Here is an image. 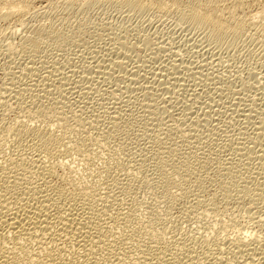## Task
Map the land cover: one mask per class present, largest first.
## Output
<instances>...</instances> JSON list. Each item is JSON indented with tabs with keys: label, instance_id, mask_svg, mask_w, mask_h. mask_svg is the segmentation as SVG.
<instances>
[{
	"label": "rangeland",
	"instance_id": "1",
	"mask_svg": "<svg viewBox=\"0 0 264 264\" xmlns=\"http://www.w3.org/2000/svg\"><path fill=\"white\" fill-rule=\"evenodd\" d=\"M43 1L44 0H41V2L37 1L34 4L35 6H32L33 8L31 7L32 11L30 10L28 13L29 15L24 16V18L26 17L23 24L24 26L22 29L20 28V33H16L17 36H15L14 33V36L12 35V29L15 20L11 19L12 21H10L9 19L8 21V19L6 20L0 18V97L2 99H0V101H4L3 99L6 100L8 98L9 93H7L6 88L11 84V87L14 84H17L13 86L14 88L20 87L18 90L16 88H12L14 91L17 90L19 92L17 93V96L19 94L21 95L18 96V98H23L22 100L21 98L18 99L17 96L13 97L14 99H17L15 100L19 104L16 103L13 98H11L12 100L8 102V106L6 103L7 107L2 105L4 109L1 107L0 103V130L3 127V130L6 131L4 126H11L13 123L23 118L22 120L25 119V121L31 126L47 127L51 132L56 134L58 133L57 135L60 134L65 145L67 147H72L70 149L67 148L68 151L66 150L65 155L61 151L63 156H65L64 158L66 160V164L70 168H73L68 169L67 166L63 168L65 170L66 168L70 170L69 172L68 170H66L67 172L65 170L62 171L63 173L65 171L64 174L67 177H65L66 179L70 178L71 176L73 178L76 176L75 179L78 180L80 178L78 180L80 182L87 180L86 183H95L99 186L106 179V174L105 171L103 172V169L105 170L106 167L111 166V170L117 175V177H121L120 180L122 179L123 184L128 181L132 186L131 189H128L130 191L124 188H122L121 191L120 188H117L122 192L120 195L124 193V196L126 197L124 198L128 202L127 205L125 201V203L121 204L123 208L122 211H124L127 206L125 212L127 210L131 211L132 215H134L135 218L137 217L139 222L141 221L140 223L143 224L145 222L147 226L149 225L147 227L145 224H143L144 229H147V231L150 228L151 230L154 228V233H158V231L164 227V235L169 240L174 236H176V238L184 237L186 234H188V236H201V239L205 237L204 240L206 241H204V249L202 250L206 252L209 251L211 259H215V256L217 255H221L224 258L229 257L230 255L231 257L229 258H232V254H229L228 251L233 252L235 250L234 246L230 244L236 237L246 235L245 237L253 238V236H256L257 238H260L262 241H264V156H262V159L257 161L258 156L261 158L260 155L262 153L264 154V128L263 125H261L264 123V36L261 35L262 33H258L256 31L254 32V29L250 28L251 25H247V21H245L248 28L245 26L242 31L243 36L236 39V42L233 43L226 40L222 43H218L216 41L210 40L209 38L207 40V37L205 34L203 35L204 32H202V30L191 27L189 24L184 23V21L180 18L174 15L172 16L171 14H168L167 16L157 13L141 14L135 10L130 8L127 9V7L113 2H94L87 4L86 7L84 5H81L83 7H80V5L69 6L63 2L61 4L60 2L62 0H46L44 3ZM250 9L252 8H248L243 11L247 12ZM243 11H241L240 16L239 14L237 16H239L240 19H245V16L248 18V15L250 16V14H248L250 11H248V13L245 12V16L241 15L244 13ZM257 21H259V19H257ZM39 25H47V27H51L60 33L67 34L68 39H65V41L58 46V44L56 45L52 41L51 43L48 38H43L44 40L42 39V45L37 52L38 56H36L34 59L28 58L32 59L33 62H35L40 68L42 67L41 69L47 68L49 63L53 64L54 62H57L58 65H60L59 68L62 66L67 74H71V76L69 75L71 80L70 82L79 81V73H81L80 76H85L83 74L85 73L87 75L91 67V70H94L93 68H95V62H97L98 59L101 61V63L102 60L106 62V59L109 58V56L106 55L107 49L110 47V44L112 45V43H114L116 45L118 42V40L116 43L115 41L111 40V34H109V32L112 28L113 30L118 28H123L122 30L125 29L127 31L126 36L129 35L127 38L130 42L136 45L137 49L135 51L132 48H128V60L130 59V61L127 59L125 60L127 63H125L124 70L126 71L115 72L113 69L114 71L111 70V72L113 71L115 73L109 72V74L104 73V75H97L99 71L95 72L97 70L95 68V71H92L95 73H90V75L93 77L89 78L91 79L89 83L85 84V81H83L84 83L77 82L79 84L72 82L74 84L73 86H76L77 84L80 87L83 84V87H87L89 85L93 87V89L85 88V91H93H90V93L86 92V97H81L82 94L78 97V87H75L77 89L74 88V90L77 92H68L65 88H59V86L56 88L52 85L49 86L47 83H43L45 81L38 80L36 77L39 76L37 75H34L35 77L30 75L32 78H34L31 79L28 74H24L25 76H22L23 74L18 72V69L20 70V62L24 63V61L26 62L28 59L27 55H24V53L19 49L18 42L20 39L18 38L19 36L23 37L24 35H26V37H31L30 35L34 37L33 30L39 27ZM107 31L109 32L107 33ZM75 34H78L79 36L77 35V37ZM108 35L110 36L108 37ZM144 39H149L151 43L149 45L145 44ZM12 44L13 47H10ZM7 45H9L12 52H7ZM14 47L16 49H14ZM39 57L44 58H42V62L40 61L42 64L39 63ZM143 58L147 59L144 66V70L147 71V75L145 74L144 70L140 71V75L143 73L144 76L146 75V78H148L147 81L149 83H146L147 85L152 84L153 86H156L157 83L159 84V81L156 79L160 77L163 78L162 76L165 78L164 82L166 80V84L163 82V84L161 83L160 85L156 86L158 94L156 93V99L155 97L154 99L157 101V105L156 103L154 104L151 99H149V103L147 101L146 104H148L150 107L149 110L147 109L148 106L145 108L146 101L141 99V90H134V86L131 85L132 83L129 84V81L127 80V78H131L128 76L133 77V75L130 74L132 71L136 70L134 65L139 63L137 62L138 60H143ZM67 59H69V61ZM48 60H54V62L48 63ZM70 61L73 63L72 65ZM177 62H180L181 64ZM174 63H177V66L174 65ZM40 65H46L47 67L45 66L44 68ZM87 66L89 67L88 71ZM163 66L168 67L164 68ZM171 66H173L174 69ZM61 69H59V71H61ZM70 69L74 72H69ZM172 69L174 71L173 73L171 71ZM105 70L107 71V69H104V71ZM129 70L131 72H128ZM14 72H16L15 75H12ZM169 72L171 74H168ZM90 75L87 76V78L90 77ZM108 75H111L110 79ZM124 75H128L127 78H125ZM168 75L170 78L167 77ZM172 75H174L176 79H174ZM152 76L154 78H152ZM104 78L108 80H105ZM39 79H41V77H39ZM121 79L123 81H121ZM178 79L179 82H177ZM32 80H34V82ZM150 80L152 82H150ZM140 81L142 80L140 79ZM32 82L33 84L36 82L34 84L35 86L32 84ZM172 82L181 83L178 85L176 84L178 86L177 87L174 86V84L172 86ZM25 83L27 86L23 87L26 85ZM30 83L33 85V87ZM72 83L69 85L72 86ZM36 85L38 87H36ZM46 85L48 88L56 90L48 91L49 89L46 90ZM143 85L145 84L143 83ZM28 86L29 88L33 89H28ZM129 86L132 88L130 89ZM163 86H167V88H164ZM64 87H67L68 89V85ZM4 88L6 90H4ZM162 88L163 90H160ZM20 89L24 94H22ZM58 89H60V91ZM65 90L67 92H65ZM24 91H26V94ZM132 93H136L135 97ZM126 94L129 95L127 96ZM64 95L66 97H64ZM239 99L241 100L239 101ZM19 100H21L23 103H20ZM66 100L69 101L67 102ZM143 100L144 103L142 102ZM150 103H152V106L149 105ZM163 103L167 106L162 105ZM159 106L162 107L159 108ZM187 106L190 107L188 108ZM146 109L151 111V114L145 111ZM178 111L183 112L180 114ZM114 112H116L115 115L118 117L116 118L118 120L115 125L113 123L116 122V120L114 122L111 120L110 122L109 119L110 116H114ZM169 114L171 116L176 115L174 118H181L182 116L183 119H180V121L177 122L173 119V116L170 118ZM95 115L97 117H95ZM65 117L68 119V121ZM89 117H91L90 119L93 120H97L99 117L97 121L98 128L96 126V122H93L92 124L91 120L89 121ZM184 117L186 118L184 119ZM258 119H263L261 120L263 122L259 121ZM181 121H186L187 123L183 124ZM108 123L111 125L112 129L116 128L112 137L104 136V129L105 132L112 130L108 129L110 128ZM107 124L109 126H107ZM257 125L258 130L260 126L263 129L260 128L259 131L254 130ZM169 126L172 127V130L171 128L168 129ZM175 128H178V131L180 129L179 133ZM212 129H215V131ZM3 130L0 132V157L4 154H6L5 156L10 155L12 153L11 151H13V154H17V152L20 153L23 151L22 149H25L23 148L24 146L19 143L20 140L17 138V140L14 139L12 133H7V131L4 132ZM187 130L189 134L194 135H186ZM249 131H251L250 134ZM183 132L185 133L184 135H182ZM256 134L257 139L259 138V135L262 136L258 139L261 140L260 145L250 143L251 139L256 137ZM195 135L196 137H194ZM182 137L183 141L187 140L185 141V143L187 142L186 145L182 141ZM193 137L195 139L192 140L191 138ZM205 140L207 142L209 141L208 144L211 143L210 141H212L213 144L211 143L209 146H207L208 144ZM176 141H180L179 143L182 142L184 144L183 145L181 143L182 147L180 146L181 148L178 152V155L186 162H191V167L187 169L188 185L193 187L195 184H198L201 188V190L199 189L201 196H199L200 194H197L199 190H195L196 192L192 191L191 193H194L192 195H190L191 193L184 192V189L180 188L183 183L179 185V187L178 184H176V187H174L175 185L173 184L171 185L172 187L169 186L168 192L171 196H174V202L168 203V200L165 197L166 194H164L163 189H160L162 187L158 185L161 181V175H159L160 171L156 169L157 167L155 166V162H152L154 159L152 160L150 157L160 149H162L161 151H165V148H163L164 146L166 148H175L177 146L175 145ZM200 141L202 143H198ZM238 141L239 143H237ZM160 142H163L164 144L162 143L163 145L160 146ZM188 142H190V144H188ZM152 144H157V147L153 146ZM197 144H200V146H196ZM201 144H203V147H205H201ZM233 144L236 147L241 146L240 149L238 148V152L237 148H235ZM229 146H233V149H235V152L232 151L231 155L227 154L230 149ZM61 148H64V146ZM242 148L246 151H242ZM259 151L262 153L260 152V154ZM159 153L161 154V152ZM161 155H163V153ZM59 158L61 159V156L58 157V159ZM144 159H146L145 163ZM168 166L169 165H167V168L164 169L166 171L168 170L167 172H170L171 168ZM96 169L99 170L97 171ZM69 174L71 175L67 176ZM95 179H99V184L96 183L97 181ZM175 180L178 181V178H175ZM103 186L104 185L99 186V189L97 188L98 191L102 192L103 190H101V188ZM197 195L201 199L203 197V202L200 203L198 201ZM192 197L195 199L193 200ZM196 199L199 203L196 202ZM206 203L208 204L204 205ZM211 227H213V229ZM175 228L177 230H175ZM210 230H213L214 232ZM143 235L142 239L147 240L148 233L146 232ZM221 242L224 243L222 245L224 250L221 252L222 254H219L218 245H221ZM128 245L131 244H127V247L131 248H128L130 249L129 251L132 250L134 252V248ZM228 246L229 248L231 247V250L228 249ZM135 253L137 252H134V254ZM213 255H215L214 258H212Z\"/></svg>",
	"mask_w": 264,
	"mask_h": 264
},
{
	"label": "bare ground",
	"instance_id": "2",
	"mask_svg": "<svg viewBox=\"0 0 264 264\" xmlns=\"http://www.w3.org/2000/svg\"><path fill=\"white\" fill-rule=\"evenodd\" d=\"M37 1L41 2V0H0V18L6 19V20L8 19V21H9V19H10V21H12L11 19L15 20L14 25H13V29H12L13 31L11 30L13 36H14V34H15V36H17L16 33H18L20 31V28L21 29L23 28V26H24L23 24L25 22L24 20L26 18V17L24 18V16L29 15L28 13L30 12L31 7L32 6L34 7L35 6L34 4ZM44 1H46V0H44ZM44 1H43V3H44ZM50 1H52V0H50ZM62 2L65 3L66 5H69V6L80 5V7H83L81 5H84L86 7L87 4L94 3V2H113V3H117V4L125 6V7H127V9L130 8L132 10H135L141 14L157 13V14H164L166 16L168 14L169 15L171 14L172 16L174 15V16L180 18L181 20L184 21V23L189 24L191 27H195V29L199 28L200 30H202V32H204L203 35L205 34V36L207 37V40L209 38L210 40L216 41L218 43H222L226 40H228V42H233V43L236 42V39L243 36L242 31L246 26L245 21H247V25H251L250 28H253L254 32L256 31L258 33H262L261 35L264 36V0H62L60 3L62 4ZM248 8H252V9L248 10V11H250V13H248V11L247 12L245 11L246 13L250 14V16L248 15L249 19L247 18V16L244 15L246 13L243 11V10L248 9ZM241 11L244 12V13L242 12L243 14H241V15H244L245 19L244 18L240 19L239 16H240ZM238 14H239V16H237ZM238 17H239V19H238ZM257 19H259V21H257ZM246 28H248V27L246 26ZM122 29L118 28V29L113 30V28H112L110 32L107 31V33L109 32V34H111V40L115 41V43L118 40V42H117L118 44L116 43L117 46L114 43H112V45L110 44V47L107 49V52H106V55L109 56V58L106 59V62H104L102 60V58H104V57L101 58L102 63H101V61H99V59L97 62H95L94 67L97 69L96 71H95V68H93L94 70H91L92 67L89 70V67H88L89 65L87 64L88 65L87 71L89 70V72H88L89 75H90V73L91 74L93 73L92 71H95V72L99 71L97 75H99V74L104 75V73L109 74V72H111V70H113V69L115 70V72L116 71H118V72L126 71V70H124L125 63H127V62H125V60L126 59L128 60V55H129V52L127 50H129L128 48H132L133 50L136 51L137 48H136V45L133 44L132 42H130L129 39L127 38L129 36L128 34H127L128 36H126L127 31L125 29H124L125 31ZM116 30H118V31H116ZM33 31L32 32L34 34V37H32V35H30L31 37H26V35H24L25 37L19 36V38H18V39H20V41L18 42L19 43V49L24 53V55H27V58L29 57V58L34 59V58H36V56H38L37 52H38V49L42 45V39L43 38H48L50 40V42L52 41L56 45L58 44V46H59V44L63 43L65 41V39H68L67 34L60 33L51 27H47V25L46 26L45 25H41V26L39 25V27L35 28V30H33ZM24 32H26V31H24ZM109 36L110 35H108V37ZM205 36H204V38H205ZM252 36H254V35H252ZM149 39H147V40L144 39L145 40L144 43L149 45L151 43ZM10 47H13V44ZM10 47H9V45H7V52L8 53L11 51ZM15 47H16V45H15ZM15 47H14V49H16ZM87 49H89V48H87ZM35 51H36V53H35ZM157 52H159V51H157ZM94 56H93V58H94ZM96 57H98V56H96ZM99 57H101V56H99ZM156 57H157V55H156ZM29 58L26 60V62L24 61V63L20 62V64H21L20 67L18 65V67L20 68V70L18 69V72L23 74L22 76H25L24 74H26V75L28 74L29 76L31 75L32 77L34 75L35 76L37 75V76L41 77V79H39V77H36V78H38V80H44L45 81L43 83H45V84L47 83L49 86L52 85L53 87H56V88H58L57 86H59V88L60 87L65 88L68 92H77L76 90H74V88L78 87V89H79L77 92L78 97L81 94H82L81 97L85 96L86 92L90 93L91 90L88 92V91H85L86 90L85 88L93 89V87L89 84H88L89 86H87V87H83V84L80 87L77 85L81 82L84 83L83 81H85V84L89 83L91 81V79H89V78L93 77L91 75H90V77L87 78V76H89L88 74L86 75L84 73L83 75H85V76H80L81 73H79L80 74V75L78 74L79 75V77H78L79 81H77L79 83L72 81V82L77 83L76 86H73L74 84L72 82H70L71 80L69 77V75L71 76V74H67L66 71H64V69L61 66V68L63 69V71H62V69L59 68L60 65H58L57 62H54V60H52V61L48 60L47 61L48 63L54 62L53 64L49 63V66L47 65L48 64L47 63L46 65L48 67L46 65H44V66L40 65V66H43L44 68H45V66L47 67L45 69H41L42 67L40 68L35 62H33L32 59H29ZM40 58L41 57H39V63H41L44 59L43 57H42L43 59L41 58L42 60ZM25 59H26V56H25ZM69 59H67V60L69 61ZM146 60L147 59L143 58V60L140 59L137 61L139 63H136L135 65L133 64L134 68H136V70H134L132 72L130 70L128 71V72H131L130 75H133V77L128 76L129 74L127 76L131 77V78H127L126 75H124V76L129 81V84L132 83L131 85L134 86L133 87L134 90H137V89L141 90V92H142V94L140 93L142 96L141 99H144L146 101L145 104L147 103V101L149 103V99H151L152 102L154 104L156 103V105H157V101L155 100L156 99L155 95L157 93L156 86L160 85L161 83L163 84L165 78H164V76H162L163 78H161V77L157 78V79L155 78L156 80L159 81V84L157 83L156 86H153L152 84L147 85V84H149L147 81L148 78H146L147 71L144 70ZM91 61H94V60H91ZM128 61H130V59ZM70 62H69V64H70ZM66 63H68V62H66ZM86 63H88V62H86ZM104 63H105V65H104ZM177 63H180V62H177ZM72 64L73 63L71 62V65ZM176 64L174 63V65H176ZM81 67H83V66H81ZM167 67L168 66H166L164 68H167ZM171 67L174 69L173 66H171ZM59 69H61V71H59ZM71 69H72V66H71ZM71 69L69 70V72H71V73L74 72ZM104 69H107V71L106 70L104 71ZM173 69L171 70L172 73L174 72ZM83 70H85V69H83ZM83 70H81V71H83ZM141 70H144V72L146 74L145 76H144V73L140 75ZM166 70H165V72H166ZM113 71L111 73H115ZM191 71H189V72H191ZM15 73L16 72H14L12 75H15ZM150 73H149V75H150ZM160 73H161V71H160ZM157 74H158V72H157ZM168 74H171V73L169 72ZM191 74H193V73H191ZM138 75H139V77H138ZM153 76H152V78H154ZM172 76L174 77V75H172ZM175 76H178V75H175ZM32 77H31V79H34ZM110 77H111V75L109 76V79H110ZM136 77L138 78V80ZM167 77H169V75ZM208 77H209V75H208ZM215 77H216V75H215ZM27 78H29V77H27ZM93 79H96V78H93ZM140 79L142 81H140ZM174 79H176V78L174 77ZM105 80H108V79H105ZM9 81H10V79H9ZM32 81L34 82V80H32ZM49 81H51V82H49ZM121 81H123V80L121 79ZM173 81H175V80H173ZM33 82H32V84H33ZM69 82L72 83V86L69 85L70 84ZM150 82H152V81L150 80ZM165 82H166V80H165ZM177 82H179V79ZM177 82H172L171 83L172 86H173V84H174V86H177L178 84L181 83V82L180 83H177ZM143 83L145 85H143ZM13 84H14V80H13ZM11 85L6 88L7 93H9L8 98L6 100L3 99L4 101H0L1 107H2V105L6 106V103L8 106V104H9L8 102L12 100L11 98L16 97L17 93H19L17 90L20 87L19 88L15 87L17 90L14 91L15 88L13 86H15L17 84H14L12 86L14 89L11 87ZM31 85H30V87H31ZM33 85H32V87H33ZM67 85H68L69 90L67 89V87H64ZM26 86H27V84L23 87H26ZM84 86H86V85H84ZM167 86L166 87L163 86V87L167 88ZM36 87H38V86L36 85ZM36 87H34V88H36ZM129 87H130V89L132 88L131 86H129ZM27 88L31 89V88H29V86ZM96 88H99V87H96ZM127 88H128V85H127ZM6 89L4 88V90H6ZM75 89H77V88H75ZM24 90H25V88H24ZM46 90H48V91L52 90L53 91L56 89H50L47 86ZM58 90L60 91V89H58ZM66 90H65V92H67ZM160 90H163V88ZM20 91H21V89H20ZM131 91H130V93H131ZM24 92L26 94V91H24ZM91 92H93V91H91ZM87 93H86V95H87ZM22 94H24V93L22 92ZM132 94H134V93H132ZM135 94H134V97H135ZM5 95H6V93H5ZM166 95H167V93H166ZM18 96H21V95L19 94ZM18 96H17V98H18ZM64 97H66V96L64 95ZM154 97H155V99H154ZM20 98H18V99H20ZM152 98L154 99V101ZM0 99H1V97H0ZM15 99L13 98V100H15ZM21 99L23 100V98H21ZM71 99H73V98H71ZM164 99H165V97H164ZM241 99H239V101ZM16 100H15V102H16ZM76 100H79V99H76ZM144 100L142 101L143 103H144ZM19 101H20V103L22 102L21 100H19ZM66 101L68 102L69 100H66ZM73 101H75V100H73ZM125 101H123V102H125ZM72 102H71V104H72ZM16 103H18V102H16ZM151 104L152 103H150L149 105L152 106ZM162 105H166V104L163 103ZM146 106H148V104L145 105V108H147ZM143 107H144V105H143ZM154 107H156V106H154ZM154 107H152V108H154ZM161 107L159 106V108H161ZM172 107H174V106H172ZM185 108H186V106H185ZM245 108H247V107H245ZM147 109L149 110L150 107L148 106ZM147 109L145 111H147L151 114V111H148ZM243 109H244V107H243ZM169 110H171V109H169ZM114 111H117V110H114ZM153 111H155V110H153ZM180 111H178V112L181 114L183 111L182 112H180ZM115 113L116 112H114V114H113L114 116H110V117L108 116L110 119V122H111V120H112V122H114L116 120V122L113 123L114 125L117 123V120H118V119H116L118 117H116ZM206 115H204V116H206ZM172 116L170 115V118H172ZM174 116H176V115H174ZM174 116H173V119L177 122H179L180 119H183L181 115H180L181 118H177V117L174 118ZM95 117H97V116L95 115ZM119 117H120V115H119ZM90 118L91 117H89V121L91 120L92 124H93V122H96V126H97V124H98L97 121H98L99 117H98V119L96 118L97 120H93ZM92 118H94V117H92ZM148 118L150 119L149 116H148ZM185 118L186 117H184V119ZM246 118H247V116H246ZM22 119L18 120L16 122L14 121L15 123H13V125H11V126H9V125H6L7 127L4 126L6 128L7 133L8 132L12 133V135L14 136V139L17 138L18 140H20L19 143H21V145L24 146V147L23 146L22 147L25 149L21 148L23 151H21L20 153L17 152V154H13V151H11L12 153L10 155H7V156H5L6 154L2 155V151H1L2 156L0 157V264H128V263H132V264H137V263H139V264H264V241H262L260 238H257L256 236L255 237L253 236V238H249V237H245L246 235L245 236L243 235V236L236 237L233 240L231 239L233 242L231 241L232 243L230 242L231 243L230 245L234 246L235 250L233 249L234 250L233 252L228 251V253L229 254L231 253L233 257L229 258V257H231L229 255V257L224 258L221 255H217V256L213 255L212 258H214V256H215V259H211L210 258L211 255L209 254V251L206 252V251L202 250V249H204V247H203L204 241H206V240H204L205 237L201 239V236L200 237H198L197 235L188 236V234H186L187 236L183 235L184 237H181V238L180 237L176 238V236H174L172 239L169 240L164 235V232H163L164 227L161 228L160 230L155 229V230H159L158 233H154V231H153L154 228H153V230H151V228H150L147 231V229H144V226H143V224H145V222L143 224L140 223L141 221L139 222L137 217L135 218V216L132 215L131 211L127 210L125 212V210L127 209V206H126V209L124 211H122L123 208H122L121 204L126 202V205H127L128 202L125 199L126 197L124 196V193L122 194L123 196L120 194L122 193L121 192L122 188H124L126 190L132 188L131 184L128 181L123 184L122 179L120 180L121 177H117V175L113 173V171L111 170V168H112L111 166L106 167L105 170L103 169V172L105 171V174H106L105 175L106 179L105 180L103 179L104 181L101 183V185H99V186L104 185L102 187L103 189L101 188V190H103L102 192L98 191L99 186L97 184L86 183L87 180L83 181L85 183L80 182V181H78L80 178L78 180L75 179L76 176H74V178L71 176L70 178L66 179L67 177L64 174L65 171L68 169H73V168H70L66 164V162H65L66 160L64 158L65 156H63V154L65 155L66 150L68 151V149H70L72 147H70V146L67 147L65 145L60 134L57 135L58 133L56 134V133L51 132L50 129H48L47 127L31 126L29 123H27L25 121V119L24 120H22ZM153 119H155V118H153ZM66 120L68 121L67 118H66ZM261 120H263V119H261ZM261 120H259V121H261ZM186 121L185 122L181 121V122L184 124V123H187ZM107 122H109V121H107ZM261 122H263V121H261ZM85 123H86V120H85ZM108 124H107V126L110 125V124L109 125ZM259 124H261V123H259ZM104 125H106V124H104ZM261 125H263V128H264V123H262ZM176 126H178V125H176ZM176 126H174V127H176ZM114 127H116V126H114ZM257 127H258V125L256 126V128L254 130L259 131L260 128L263 129L260 126V128L258 130ZM97 128H98V126H97ZM170 128L172 130L171 126H169L168 129H170ZM246 128H247V125H246ZM108 129H112L111 125H110V128H108ZM108 129H107V131H108ZM115 129L113 128L112 130H109V132H105V129H104V136L105 137L106 136L112 137L114 135ZM1 130H3V127ZM1 130H0V132H1ZM188 130L186 132V135H189V136L194 135V134H189ZM212 130L215 131V129H212ZM6 131H4V132H6ZM179 131H180V129H179ZM179 131H178V133H179ZM183 131H184V129H183ZM218 132H220V131H218ZM250 132L251 131H249V134H250ZM242 133H243V131H242ZM256 133H258V132H256ZM184 134L185 133L183 132L182 135H184ZM260 134H261V131H260ZM91 135H93V134H91ZM183 137H182V141H183ZM185 137H187V136H185ZM194 137H196V135ZM194 137L191 139L192 140L195 139ZM197 137H199V136H197ZM258 137L260 138L262 136L259 135ZM169 138H171V137H169ZM205 138H207V137H205ZM237 138H238V136H237ZM174 139H175V137H174ZM258 139H257V134H256V137L252 138L251 142L250 141H248V142L260 145L261 140H258ZM244 140H246V139H244ZM180 141H178V142L176 141L175 145H177V146L175 148L172 147L173 149L171 147L166 148L164 146L163 148H165V151H161L162 149H160L158 152L157 151L155 152V150H154V152H155L154 155L150 157V158H152V160L154 159V161H152V162H155V166L157 167L156 169H158V171H160L159 175H161L160 176L161 181L159 182L160 184H158V185H160L162 187L160 189H163L164 194H166L165 197L168 200V203L174 202V198H173L174 196H171L168 192L169 186L172 187L171 185H173V184L175 185L174 187H176V184H178V187H179V185H181L183 183V185L180 188L181 189L183 188L184 192H186V193H191L192 191L194 192L195 190L198 191L199 189L201 190V188L198 184H195V186H193V187L188 185L187 169H189L191 167V162H186L184 159H181V157L178 155V152H179V150L183 144L182 142H181L182 144L179 143ZM185 141H187V140L183 141L184 144L186 145L187 142L185 143ZM194 142H195V140H194ZM208 142H207V144H208ZM210 142L212 143V141H210ZM160 143H158V144H160V146H162L164 144L163 142H160ZM198 143H202V142L200 141ZM203 143H204V141H203ZM211 143H209V144H211ZM237 143H239V141ZM246 143H244V144H246ZM188 144H190V142H188ZM209 144L207 146H209ZM152 145L157 147V144H155V145L152 144ZM201 145H202L201 147H203V144H201ZM19 146H20V144H19ZM63 146H64V148H61ZM196 146H200V144L199 145L197 144ZM254 146H253V149H254ZM8 147H10V146H8ZM240 147L241 146H239V147L235 146V148H237V152L240 149ZM183 148H184V146H183ZM203 148H201V149H203ZM229 148L230 149H229V152L227 154L231 155L232 151L235 152V149H233V146L232 147L229 146ZM15 149H14V151L16 152ZM201 149H200V152H201ZM244 149H245V147H244ZM246 149H248V148H246ZM260 149H263V148H260ZM166 150H167V152H166ZM241 150L246 151V150H243V148ZM250 150H252V149H250ZM61 151L63 152V154ZM159 152H161V154L163 153V155H161ZM164 152H166V153H164ZM260 152L261 151H259V153ZM68 154H69V152H68ZM60 156H61V159L59 158L60 159L59 160L58 157H60ZM262 156H264L263 153L260 155L261 158H259V156H258L257 161H259V159H262ZM62 158H64V159H62ZM228 159H230V158H228ZM145 161H146V159H144V163H145ZM167 165H169L171 168L170 172H167L168 170L166 171L164 169V168H167ZM66 166L68 167V169L67 168H66V170L63 169ZM99 167H101V166H99ZM99 169H96V170L98 171ZM63 170H65L64 173L62 172ZM96 170H94V171L97 172ZM69 171L70 170H68V172ZM263 171H264V169H263ZM100 172H101V170H100ZM98 173H96V174H98ZM70 175L71 174H69L67 176H70ZM95 177H96V175H95ZM175 178L176 179L178 178V181L175 180ZM98 180H96L97 181L96 183H98ZM117 188H120L121 191ZM200 190L197 193L198 195L201 193ZM128 191H130V190H128ZM192 194H194V193H191L190 195H192ZM198 195H197L198 201L200 203L203 202L202 201L203 197H202V199L199 197V196H201V194L199 196ZM192 199H193V197H192ZM198 201L196 199V202H198ZM196 202H195V204H196ZM208 203H206L204 205H207ZM124 206H125V204H124ZM159 218H161V217H159ZM165 218H166V216H165ZM145 226H147V225L145 224ZM211 228L213 229V227H211ZM175 230H177V229L175 228ZM210 231L214 232L213 230H210ZM215 231H217V230H215ZM146 232L148 233V236H147V240L146 239L144 240L142 238L144 236L143 234H145ZM155 232H157V231H155ZM221 232H223V231H221ZM216 237H217V235H216ZM250 237H251V234H250ZM144 238H145V236H144ZM171 242H173V243H171ZM127 244H131L128 246H131L132 248H134V250H135L134 252H137V253H135L136 255L134 254V252L132 250L129 251L131 248L127 247ZM217 244H218V242H217ZM223 244L224 243H222L221 245H218L219 254H222L221 252H223V250H224L222 247ZM128 248H130V249H128ZM221 249H222V251H221ZM228 249L231 250V247L229 248V246H228ZM205 250H207V249H205ZM213 253H215V252H213ZM209 259H211V260H209Z\"/></svg>",
	"mask_w": 264,
	"mask_h": 264
}]
</instances>
